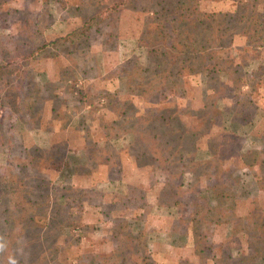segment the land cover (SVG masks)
I'll return each instance as SVG.
<instances>
[{
	"label": "rangeland",
	"instance_id": "obj_1",
	"mask_svg": "<svg viewBox=\"0 0 264 264\" xmlns=\"http://www.w3.org/2000/svg\"><path fill=\"white\" fill-rule=\"evenodd\" d=\"M184 65L197 76L178 73ZM184 91L219 148L133 164L121 149L133 154L135 134L167 150L154 105ZM134 93L138 102L115 98ZM217 163L237 197L264 201V0H0V177L20 176L45 221L21 234L27 264L133 263L122 248L144 264H264L260 239L236 218L202 238L245 231L244 254L187 251L181 202L190 213L215 204L206 175ZM14 199L0 193L1 224Z\"/></svg>",
	"mask_w": 264,
	"mask_h": 264
},
{
	"label": "trees",
	"instance_id": "obj_2",
	"mask_svg": "<svg viewBox=\"0 0 264 264\" xmlns=\"http://www.w3.org/2000/svg\"><path fill=\"white\" fill-rule=\"evenodd\" d=\"M62 39L75 41L70 35H66L62 37ZM52 42L55 44L58 41L52 40ZM176 70L178 73L186 71L193 76H197L198 74V71L195 72L196 75L195 73H192L194 70L188 65H184ZM109 94L111 93L107 91V95H105L107 101H109ZM184 94L185 91L174 95L171 98L172 103L169 105L162 102L154 105L153 118L156 119V122H159L162 125L161 129L164 130L166 135V147L164 148H167V150L160 149L159 146L152 148L151 144H148V142L143 139L145 133H141V137L135 134V142L132 145L133 154L131 153L130 148L121 149V152L128 153L127 156L130 155L129 159L133 164L136 166L150 167L152 163H163L165 161L168 163L173 155H175V157L177 156L178 159H184L187 156L188 159L193 160L197 149L200 147V144L203 143H206L208 149L211 153L213 152V154L214 151L212 149L219 148L220 145L218 146V142L215 141L212 131L206 135H202L198 132L199 124L203 116L208 115L203 112L201 114L193 113V109L188 106ZM115 96L116 99H130L133 103L138 102L139 100V95L137 93L136 95L135 93L133 95H122V97L118 95ZM151 112L152 109L147 112V115ZM226 137L227 135H224L221 140L223 141V138ZM160 154H166V156L163 157L165 160L159 158ZM213 154L212 156L216 159L217 156ZM212 170L213 173L210 177H208L209 174L206 175V178H208L206 181L209 185L208 187L211 189L213 197L215 198V204L202 206V209H205L203 212H197V210L190 213L188 211L190 203L187 199H185L184 203L183 201L181 202V205H184L187 214L180 212V218L184 220L186 225H189L193 234V240L188 242V253L198 254L197 256H199L205 249H216V247L224 253L227 247L235 246L234 248L237 249L239 253L244 254L247 248V233L245 231H243V234L246 239L243 234L240 236L237 234H231L226 239H222L221 243H215L214 241L211 242L216 244V246L206 243L202 238L206 226L215 223L218 227L222 228L230 218H236L251 225V233L260 239L257 254L264 256V201H261L259 197L253 196H246L244 199L237 197L228 183V177L230 174L227 172L225 163H217ZM254 174L257 176V173ZM16 176L18 181L15 180L14 182H11L13 179L12 177H8L7 179L0 177V193L14 197V201L17 204L15 215H5L4 222L2 224L0 222V244L4 246L3 251H0V264H9L10 258L14 259L16 264H27L25 262V250L28 246V242L23 240L21 234L24 230L32 232L39 226L45 225V221L36 217L30 207L27 208V205L33 199L27 197L24 187L20 184V176ZM209 178L212 179V183L208 182ZM165 186L166 185L162 188H165ZM136 188L142 189L141 185L136 186ZM259 188L264 190V185L259 184ZM193 222H197L198 224L201 223L202 227L197 229L195 225H193ZM10 223L13 225L9 226L8 224ZM58 231V229L52 227L47 231V234L56 237L59 235ZM198 232H200V234H198ZM34 234L36 235L37 232H34ZM122 250L123 253L121 254L123 255L125 263H127L128 260L129 262L130 260H133V263L131 262V264H144L142 263V260L146 259L143 258L146 256L141 255L142 257H137L130 252L126 253V248H122ZM213 258L214 255L210 256V261H214ZM156 263H158V261H156Z\"/></svg>",
	"mask_w": 264,
	"mask_h": 264
},
{
	"label": "clouds",
	"instance_id": "obj_3",
	"mask_svg": "<svg viewBox=\"0 0 264 264\" xmlns=\"http://www.w3.org/2000/svg\"><path fill=\"white\" fill-rule=\"evenodd\" d=\"M4 246L0 244V251H3ZM9 264H16V261L14 259H9Z\"/></svg>",
	"mask_w": 264,
	"mask_h": 264
},
{
	"label": "crops",
	"instance_id": "obj_4",
	"mask_svg": "<svg viewBox=\"0 0 264 264\" xmlns=\"http://www.w3.org/2000/svg\"><path fill=\"white\" fill-rule=\"evenodd\" d=\"M187 245V244H186ZM156 264H160L159 262L158 263H156ZM162 264V263H161Z\"/></svg>",
	"mask_w": 264,
	"mask_h": 264
}]
</instances>
